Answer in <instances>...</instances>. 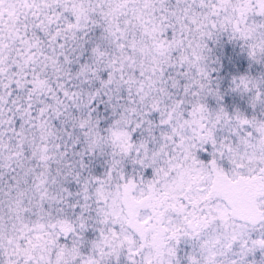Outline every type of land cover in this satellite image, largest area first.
Listing matches in <instances>:
<instances>
[{"label":"snow or ice","instance_id":"snow-or-ice-1","mask_svg":"<svg viewBox=\"0 0 264 264\" xmlns=\"http://www.w3.org/2000/svg\"><path fill=\"white\" fill-rule=\"evenodd\" d=\"M0 264H264V0H0Z\"/></svg>","mask_w":264,"mask_h":264}]
</instances>
